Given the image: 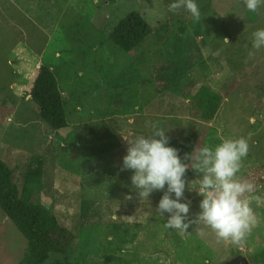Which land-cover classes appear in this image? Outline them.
<instances>
[{"label":"rangeland","instance_id":"1","mask_svg":"<svg viewBox=\"0 0 264 264\" xmlns=\"http://www.w3.org/2000/svg\"><path fill=\"white\" fill-rule=\"evenodd\" d=\"M173 2L0 0V160L20 199L51 208L53 234L71 240L68 262L48 264H264V202H252L258 225L240 244L218 242L203 225V236L196 225L166 228L169 214L155 210L163 192L141 199L133 170H121L122 135L151 136V123L165 131L167 146L190 139L193 154L242 137L249 151L237 178L254 185L246 195L264 200V48H252L264 5L250 12L242 0H195L194 21L184 9L170 12ZM134 11L152 32L124 53L110 35ZM41 64L64 95L67 138L39 118L27 95ZM201 85L221 97L210 121L195 107ZM194 163L181 200L190 202L189 219L203 199ZM26 244L0 210V264H28Z\"/></svg>","mask_w":264,"mask_h":264},{"label":"clouds","instance_id":"2","mask_svg":"<svg viewBox=\"0 0 264 264\" xmlns=\"http://www.w3.org/2000/svg\"><path fill=\"white\" fill-rule=\"evenodd\" d=\"M242 2L250 12H256L264 5V0ZM181 9L189 12L194 21L200 20L201 13L195 0H174L168 6L173 13ZM252 36V48H264V29L254 31ZM224 41L229 43L227 38ZM253 56L254 52L250 51L248 58ZM151 127L154 131L148 137L140 135L130 139L122 135L127 143V154L123 157L121 170H133L131 182L138 196L143 199L149 198L155 191L163 192L155 210L161 216L169 214L166 228L187 232L190 225H196L197 234L203 236V229L199 227L203 225L211 229L218 242L240 244L258 225L252 202H264L260 196L246 195L254 192V185L237 178L242 160L248 155L247 140L242 137L227 138L214 149L203 146L194 154L185 153V161H195L192 169L203 173L197 190L203 197L199 203L200 211L194 219H189L190 202H181L189 165L182 162L177 149L167 146L165 131L157 123H151ZM127 198L131 199V196Z\"/></svg>","mask_w":264,"mask_h":264},{"label":"trees","instance_id":"3","mask_svg":"<svg viewBox=\"0 0 264 264\" xmlns=\"http://www.w3.org/2000/svg\"><path fill=\"white\" fill-rule=\"evenodd\" d=\"M151 32L144 17L134 11L118 21L110 35V40L121 52L128 53L143 43ZM27 95L37 109L39 118L57 134L66 137L63 132L68 129L69 125L64 106V95L59 89L58 81L51 68L43 64L38 66L28 87ZM194 100L201 119L210 121L219 109L221 97L209 86L201 85L194 94ZM175 149L178 150L182 162L189 165L191 160L185 161L184 156L185 153L190 154L195 150L193 142L188 138L180 139ZM188 174L187 169L185 178ZM0 210L26 240L28 264H48L58 259L61 260L60 263L68 262L72 254L70 253L71 240L62 235L53 234L51 208L42 202H23L8 167L1 160Z\"/></svg>","mask_w":264,"mask_h":264},{"label":"water","instance_id":"4","mask_svg":"<svg viewBox=\"0 0 264 264\" xmlns=\"http://www.w3.org/2000/svg\"><path fill=\"white\" fill-rule=\"evenodd\" d=\"M233 264H247V261L244 260L243 258H237L233 260Z\"/></svg>","mask_w":264,"mask_h":264}]
</instances>
